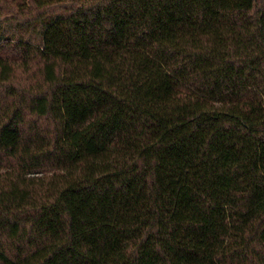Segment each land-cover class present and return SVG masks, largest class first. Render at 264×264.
Returning <instances> with one entry per match:
<instances>
[{"label":"trees","instance_id":"trees-1","mask_svg":"<svg viewBox=\"0 0 264 264\" xmlns=\"http://www.w3.org/2000/svg\"><path fill=\"white\" fill-rule=\"evenodd\" d=\"M0 264H264V0H0Z\"/></svg>","mask_w":264,"mask_h":264}]
</instances>
